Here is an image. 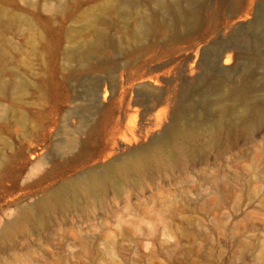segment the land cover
I'll return each mask as SVG.
<instances>
[{"label": "rangeland", "instance_id": "obj_1", "mask_svg": "<svg viewBox=\"0 0 264 264\" xmlns=\"http://www.w3.org/2000/svg\"><path fill=\"white\" fill-rule=\"evenodd\" d=\"M227 2L0 0V264H264V0L222 10L243 74L219 101L208 15Z\"/></svg>", "mask_w": 264, "mask_h": 264}, {"label": "bare ground", "instance_id": "obj_2", "mask_svg": "<svg viewBox=\"0 0 264 264\" xmlns=\"http://www.w3.org/2000/svg\"><path fill=\"white\" fill-rule=\"evenodd\" d=\"M243 0H228L224 6H220L221 8H214L208 15L209 21V29L208 36L214 35V44L216 46L212 56H211V65L219 68L218 71L210 70L212 81V86L219 87L218 100L222 101L225 96H227L228 91L227 88L229 84L232 82L230 79L232 76L236 81V84L241 83V77L243 74V68H241L240 61L242 59V49L240 47L241 39L239 36H228L227 34L232 31L234 25H232L229 21L225 20L222 22V10H226L229 13V17H236L240 13L242 9ZM210 3L206 2L203 7H208ZM180 8V7H178ZM179 17H182L184 14L188 17V14L185 10L178 9ZM189 13V11H188ZM185 16V15H184ZM186 18V17H184ZM192 20L188 22L190 25L187 27V33L192 34L197 31V28L201 24V19L198 18L197 15L191 14ZM221 30V31H220ZM232 62H235V67L230 66ZM102 84L99 83L95 86V99H99L102 91ZM116 84V83H115ZM114 84V85H115ZM115 87V86H114ZM238 99L242 98V86L237 85L234 91L231 93ZM229 95V94H228ZM106 96V92H105ZM160 100H157L155 104H151V108H155ZM241 101V100H240ZM178 138V137H177ZM175 150H180V142L174 139L172 146ZM162 153L159 151L152 152L147 158H123L120 162H113L111 165L103 166L100 170H91L88 172L85 178L82 180H78L77 182H70L65 185L61 191L86 188L87 190H101L104 188L105 184L110 180H117L118 177H129L130 172L134 167L142 168L149 163L158 164L162 161ZM59 193H55L51 196L44 198L43 200L38 202V206L40 209H46L49 206H52L55 203V199L57 198ZM26 211V210H24ZM13 223L6 225L5 228L10 227Z\"/></svg>", "mask_w": 264, "mask_h": 264}]
</instances>
